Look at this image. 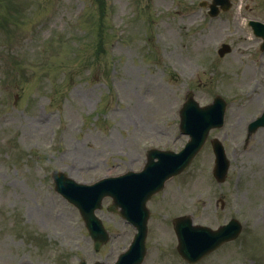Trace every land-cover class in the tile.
I'll return each mask as SVG.
<instances>
[{
    "label": "rangeland",
    "instance_id": "obj_1",
    "mask_svg": "<svg viewBox=\"0 0 264 264\" xmlns=\"http://www.w3.org/2000/svg\"><path fill=\"white\" fill-rule=\"evenodd\" d=\"M200 1L12 0L17 4L0 8V264L111 261L128 227L115 224L105 199L98 215L120 235L93 251L51 172L89 183L139 169L149 147L180 149L187 136L178 130V108L187 89L201 104L216 94L231 102L224 126L209 135L222 140L230 168L223 183L214 180L207 141L148 203L151 249L170 237L162 211L212 227L234 216L243 222L240 238L200 264H247L245 253L256 250L264 264V134L244 140L258 102L254 72H243L237 60L242 40L252 36L246 20H264V0H231L216 18ZM4 31L15 40L10 47ZM223 41L232 52L221 60L238 65L220 61Z\"/></svg>",
    "mask_w": 264,
    "mask_h": 264
},
{
    "label": "water",
    "instance_id": "obj_2",
    "mask_svg": "<svg viewBox=\"0 0 264 264\" xmlns=\"http://www.w3.org/2000/svg\"><path fill=\"white\" fill-rule=\"evenodd\" d=\"M205 119H209L208 117H206ZM207 130V127L202 130L201 134L202 137L200 138L199 141L195 140L194 143L192 144V142L187 145L185 147L184 150H182L180 153L178 154H173L171 152H161L158 153L160 160L157 162H151V152L148 153L149 156V161L146 165V168L136 174L137 179L134 180H130V174L126 175L125 177H120L117 180L115 179H109L105 180V182H101V184L106 185L107 187L108 184H114V180L116 181V183L113 185L112 188L113 189L111 192L109 191H104L102 192L98 198H97V202L96 204H94V207L97 206L98 204V199H100V197L102 195H104L105 193H108L110 195L115 193V200H119L121 201L122 198L125 200H129V197L132 196L133 192L138 191L136 193L137 195V199H138V206H139V210L141 211V213L143 214L142 216L145 215V208H144V201L145 199L154 191L158 190L159 188H161L162 186V182L165 179L166 175H168L169 173H176L178 171H180L181 169H183L187 163L190 161V159L192 158V156L195 154V152L198 150V147L205 135V132ZM199 143V144H198ZM225 169V168H224ZM218 179H222L223 174L222 171H216L215 172ZM108 181V182H107ZM56 182V189L57 190H61V187L64 183H72L69 179L61 176L59 178L55 179ZM70 186V185H69ZM72 187V186H71ZM97 186H95L96 188ZM73 188V187H72ZM78 189H86L85 187H80ZM73 191H75L76 193H78L79 191L77 189H73ZM118 192V193H117ZM113 196V195H112ZM136 197V196H135ZM70 200L74 201L73 199L69 198ZM94 207H90L88 214L85 215V220L88 223V225L90 226V221H91V233L93 234V236L96 237H105V233L102 230L100 223L98 222V220L94 217L93 215V208ZM97 223H96V221ZM98 227H95L96 224H98ZM93 226V227H92ZM144 232H145V227H144V220H142V224L139 227V234L137 235V239H136V244L138 246H140L143 248V238H144ZM224 231H220L219 233H217V235H221L219 237H224L225 235ZM139 237V239H138ZM218 237V238H219ZM217 238V239H218ZM216 239V240H217ZM196 244H199V242H196ZM96 247L99 245V243H95Z\"/></svg>",
    "mask_w": 264,
    "mask_h": 264
},
{
    "label": "bare ground",
    "instance_id": "obj_3",
    "mask_svg": "<svg viewBox=\"0 0 264 264\" xmlns=\"http://www.w3.org/2000/svg\"><path fill=\"white\" fill-rule=\"evenodd\" d=\"M256 210V209H255Z\"/></svg>",
    "mask_w": 264,
    "mask_h": 264
}]
</instances>
